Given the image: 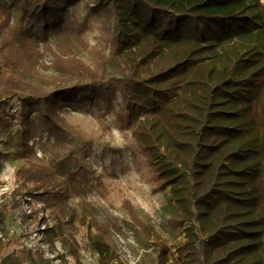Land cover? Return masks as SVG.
<instances>
[{
    "label": "trees",
    "instance_id": "16d2710c",
    "mask_svg": "<svg viewBox=\"0 0 264 264\" xmlns=\"http://www.w3.org/2000/svg\"><path fill=\"white\" fill-rule=\"evenodd\" d=\"M81 4L0 0V135L21 124L16 157L26 166L15 170L16 180L34 193L51 191L49 207L102 189L72 153L44 164L31 144L32 122L43 125L47 144L64 146L72 132L64 113L113 112L148 165L170 226L184 237L169 247L122 203L155 243L152 264H264V6L248 12L252 0H93L88 14L109 22L112 57L95 51L87 65L75 53L85 46L86 22L75 18ZM14 98L18 115H2ZM25 263L50 264L30 251L0 260Z\"/></svg>",
    "mask_w": 264,
    "mask_h": 264
},
{
    "label": "rangeland",
    "instance_id": "374dc122",
    "mask_svg": "<svg viewBox=\"0 0 264 264\" xmlns=\"http://www.w3.org/2000/svg\"><path fill=\"white\" fill-rule=\"evenodd\" d=\"M92 1L83 0L75 14L76 20L85 21L87 26L83 34L85 46L75 52L87 65L93 64L95 51L108 59L112 57L110 24L102 16L88 14L86 5L92 6ZM260 5L264 6V0H252L248 12H257ZM44 72L53 74L51 69ZM19 112L20 102L14 98L1 114L16 117ZM64 116L72 127L64 146H57L53 139V143L47 144L43 125L32 122L37 137L31 144L38 157L51 167L58 155L72 153L81 164L91 167L103 188L80 195L70 194L61 204L49 207L47 194L51 191L34 193L32 185L23 186L14 177L15 170L26 166L16 157V134L21 127L16 122L9 136L0 135V209L4 211L0 259L30 251L34 258L48 260L50 264H152L155 243L132 225L121 209L124 202L130 204L169 247L184 240L183 235L170 226L163 210V195L155 191L148 165L130 132L121 129L115 114L104 111L98 114L86 109L64 113ZM59 208H64L68 214L63 215ZM71 212L75 213L72 222L69 221ZM174 255L172 250L171 260Z\"/></svg>",
    "mask_w": 264,
    "mask_h": 264
},
{
    "label": "built area",
    "instance_id": "2783aa9c",
    "mask_svg": "<svg viewBox=\"0 0 264 264\" xmlns=\"http://www.w3.org/2000/svg\"><path fill=\"white\" fill-rule=\"evenodd\" d=\"M25 207L28 208L27 205H26ZM27 213H30L29 209L27 210ZM2 239H3V234H2V232H1V230H0V240H2ZM0 260H1V259H0Z\"/></svg>",
    "mask_w": 264,
    "mask_h": 264
}]
</instances>
